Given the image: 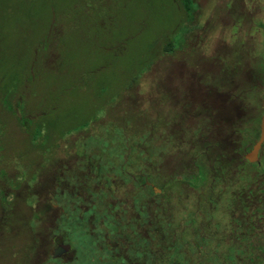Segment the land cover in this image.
<instances>
[{
	"label": "rangeland",
	"instance_id": "1",
	"mask_svg": "<svg viewBox=\"0 0 264 264\" xmlns=\"http://www.w3.org/2000/svg\"><path fill=\"white\" fill-rule=\"evenodd\" d=\"M91 1L0 0V264H263L264 0Z\"/></svg>",
	"mask_w": 264,
	"mask_h": 264
},
{
	"label": "trees",
	"instance_id": "2",
	"mask_svg": "<svg viewBox=\"0 0 264 264\" xmlns=\"http://www.w3.org/2000/svg\"><path fill=\"white\" fill-rule=\"evenodd\" d=\"M92 1L94 2L95 0H92ZM178 2H179V5H180L181 10L184 11V14L185 13H187V14L190 13V15L191 14H194L196 12V10H195V8L197 6L196 3L197 4L199 3L198 0H178ZM94 3H96V2H94ZM86 4H88V3H86ZM88 5H90V4H88ZM183 19H184V17H183ZM263 24H264V22H263ZM195 27H196V24L192 28L195 29ZM162 50H164V51L169 50L168 44L163 43L161 46H159L157 48L155 47V53L154 54L156 55L158 52H161ZM236 56L242 57L241 54L236 55ZM236 60H238V58H236ZM239 60H240V58H239ZM260 74H261V71H259L257 73L258 78H257V82L255 81V83H258V84L261 83V81H260ZM135 78L136 77H134V80H135ZM134 80H131V82L129 81L131 84L129 83V84L124 85V86H132V82L134 83ZM244 82H245V87H246L245 91H246L251 84L246 82V78H245ZM251 95H249L247 98H249L252 101H254V99H253V97ZM258 122H259V118L257 120V125H256V128L257 129H258V127H257L258 126ZM239 140H240V143L237 146H235L234 151H238L239 150V148H240L239 145L243 144L242 142H245V141H248L249 140V131L246 128L245 129L242 128V130H241V138H239ZM263 145H264V142H263ZM248 147L249 146H246V144L244 146L242 145V149L243 148L247 149ZM262 152L264 154V150L263 149H262ZM217 154H222V152L217 153ZM230 158L231 157L229 156V159ZM262 159L264 161V158L261 156L260 157V160H259V163H257V162H249V161H247V160H245V159L242 158L239 162L236 163V167H239V168L233 170L232 172L230 171V168H231L230 167V164L228 166H226L225 165V162H219L218 165H217V168L214 171L215 172V175L214 176H217V178H218V175H221L223 178H225V176L228 175L230 177L227 176V180H230V178H231V181H232L231 183H233V184H235L234 183V180L232 179V176L233 175H237L238 177H236V178H239L240 180H244V179H247L248 178L249 181H250V179L254 175H257V173L259 172V170L263 168V167L259 166L260 164H262L261 163L262 162ZM229 163H230V161H229ZM253 167L256 168V171H255L254 174H252L251 171H250ZM202 174L204 175V173H202ZM202 174H200L199 172H196V174L191 173L190 176L193 178L191 183H194L195 180H197V178L200 177V175H202ZM237 182H238V180H237ZM226 183L227 184H225V185L227 186L228 185V182H226ZM260 188L261 187H259L258 190H260V192H262L264 194V187H262L261 189ZM247 190H249V188H247ZM239 201H240L239 202L240 203L239 204L240 207H245L247 204H249V202L246 199H244V198L241 199V197H240ZM257 215L260 216L261 213L259 214V212H258ZM259 219L260 218H257L256 217L257 224L260 225V222L258 221ZM260 226L263 227L262 224ZM259 250H261V252H264V249L263 248H260ZM255 255H256V259H259V263H260V261L264 260V259H261L260 260V258H264V253L262 255H259L258 253L255 254ZM249 259H251V258H249Z\"/></svg>",
	"mask_w": 264,
	"mask_h": 264
},
{
	"label": "flooded vegetation",
	"instance_id": "3",
	"mask_svg": "<svg viewBox=\"0 0 264 264\" xmlns=\"http://www.w3.org/2000/svg\"><path fill=\"white\" fill-rule=\"evenodd\" d=\"M230 54V53H229ZM264 74V73H263ZM228 75V76H227ZM229 73H226V76L223 78V79H220L219 80V83L220 82H222L223 81V83L225 84V88H226V91H227V93H229V83H230V78H229ZM261 75V74H260ZM256 86H258V87H263V82L262 83H257L256 84ZM245 91V90H244ZM226 93V92H225ZM228 95V94H227ZM228 98H229V96H228ZM200 99V98H199ZM260 101H261V98H260ZM201 102H202V100H201ZM260 105H261V102L259 103ZM262 106V105H261ZM263 107V106H262ZM198 108V107H197ZM229 111V110H228ZM263 112H264V107H263V110H262ZM262 112V113H263ZM261 116V115H260ZM259 120H260V118H259ZM258 128H259V122H258ZM258 131H259V129H258ZM254 142V141H253ZM252 142V143H253ZM263 142H264V138H263V141L261 142V144H260V146H259V148H258V150H257V159L256 160H253V161H249L247 158H245L244 157V151H246V150H248L249 148H250V146L246 149V150H244L243 152L244 153H242V155H243V157L245 158V160H247V161H249V162H257V163H259V160H260V153L262 152V149H263ZM251 143V144H252ZM146 181V180H145ZM146 186H148V185H146ZM156 188V187H155ZM154 189V187L151 189H149L148 190V192L151 194V192H152V190ZM59 243H64V244H66V248L64 249V250H62V251H58V252H56V253H54V248L57 246V244H59ZM70 249H72V244L70 245V243L67 241V239H63V241H58V242H56L55 244H54V246L52 247V249H51V256H53V257H55V256H58V255H60V254H62V253H66V252H68V251H70ZM75 251V250H74ZM79 251H82L80 248H79V250L78 251H76L75 252V254H74V260L72 261V263H70V264H84V263H78V257H79ZM87 253V252H86ZM109 256V255H108ZM148 256L150 257V254H148ZM109 260V259H108ZM107 261V260H106ZM112 262H113V260H111ZM69 264V263H68Z\"/></svg>",
	"mask_w": 264,
	"mask_h": 264
},
{
	"label": "water",
	"instance_id": "4",
	"mask_svg": "<svg viewBox=\"0 0 264 264\" xmlns=\"http://www.w3.org/2000/svg\"><path fill=\"white\" fill-rule=\"evenodd\" d=\"M261 105L264 107V75H263V87H262V96H261ZM264 138V112L260 116L259 120V132L256 140L251 144L250 148L245 151L244 157L247 158L249 161H253L257 159V150L263 141ZM66 244L59 243L54 248V253L58 251H62L66 248Z\"/></svg>",
	"mask_w": 264,
	"mask_h": 264
}]
</instances>
